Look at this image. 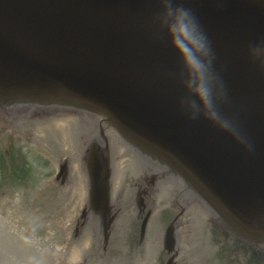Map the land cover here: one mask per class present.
<instances>
[{
    "label": "water",
    "instance_id": "water-1",
    "mask_svg": "<svg viewBox=\"0 0 264 264\" xmlns=\"http://www.w3.org/2000/svg\"><path fill=\"white\" fill-rule=\"evenodd\" d=\"M178 2L250 149L178 106L159 0H0V142L53 175L0 197V264H140L163 209L165 264H264V0Z\"/></svg>",
    "mask_w": 264,
    "mask_h": 264
},
{
    "label": "clouds",
    "instance_id": "clouds-1",
    "mask_svg": "<svg viewBox=\"0 0 264 264\" xmlns=\"http://www.w3.org/2000/svg\"><path fill=\"white\" fill-rule=\"evenodd\" d=\"M154 21L178 59L175 76L183 90L178 106L190 119L203 117L250 149L246 137L220 109L223 84L214 71L212 49L200 19L178 0H159ZM248 55L264 71V43L250 46Z\"/></svg>",
    "mask_w": 264,
    "mask_h": 264
},
{
    "label": "rangeland",
    "instance_id": "rangeland-1",
    "mask_svg": "<svg viewBox=\"0 0 264 264\" xmlns=\"http://www.w3.org/2000/svg\"><path fill=\"white\" fill-rule=\"evenodd\" d=\"M52 178L50 170L40 162L21 155L14 146L0 142V197L16 192H38ZM175 218L174 225L183 218L180 210L163 209L152 219L140 264L147 262L148 245L154 247L153 264H165L167 257L162 247V235Z\"/></svg>",
    "mask_w": 264,
    "mask_h": 264
},
{
    "label": "flooded vegetation",
    "instance_id": "flooded-vegetation-1",
    "mask_svg": "<svg viewBox=\"0 0 264 264\" xmlns=\"http://www.w3.org/2000/svg\"><path fill=\"white\" fill-rule=\"evenodd\" d=\"M65 161V160H64ZM63 165V161L58 165L57 168H59L60 166ZM70 168H69V163L66 162V167H65V172L60 176V177H57L56 176V180L59 182L60 185H64L66 184L70 179V172H69ZM57 174V173H56ZM152 182H153V178H151ZM144 193V192H143ZM144 208V207H143ZM87 215L84 216V218H86ZM243 242V241H242ZM245 244L251 246V247H256L258 250H264V246H259V245H255L253 243H246L244 242Z\"/></svg>",
    "mask_w": 264,
    "mask_h": 264
},
{
    "label": "bare ground",
    "instance_id": "bare-ground-1",
    "mask_svg": "<svg viewBox=\"0 0 264 264\" xmlns=\"http://www.w3.org/2000/svg\"><path fill=\"white\" fill-rule=\"evenodd\" d=\"M171 225V224H170ZM169 225V226H170ZM174 226V225H173ZM168 228V227H167ZM166 228V229H167ZM165 229V230H166ZM164 233H165V231H164ZM164 233H163V235H162V241H163V236H164ZM162 244H163V242H162ZM147 249V259H146V264H153V261H151V260H153V255L151 254V253H153L154 252V247H152V246H150V245H148V247L146 248ZM152 255V256H151Z\"/></svg>",
    "mask_w": 264,
    "mask_h": 264
}]
</instances>
